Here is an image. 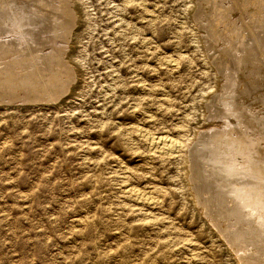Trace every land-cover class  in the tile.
<instances>
[{
    "label": "rangeland",
    "instance_id": "1",
    "mask_svg": "<svg viewBox=\"0 0 264 264\" xmlns=\"http://www.w3.org/2000/svg\"><path fill=\"white\" fill-rule=\"evenodd\" d=\"M0 21V69L66 79L0 103V264H241L213 223L248 227L217 215L184 162L229 157L236 135L264 162V0H0Z\"/></svg>",
    "mask_w": 264,
    "mask_h": 264
},
{
    "label": "bare ground",
    "instance_id": "2",
    "mask_svg": "<svg viewBox=\"0 0 264 264\" xmlns=\"http://www.w3.org/2000/svg\"><path fill=\"white\" fill-rule=\"evenodd\" d=\"M19 4H17L16 6H18ZM225 5H227V4H225ZM10 11L11 12H9L7 15L8 17L5 19L6 21L9 22V24H7L10 27L9 30L13 29L16 32L15 29H19L21 31L26 29L24 21L27 22L28 16L25 14V12L22 10H16V11L10 10ZM32 14L35 15L37 13H35V11H34V13L32 12ZM30 23L31 22H29L28 24H30ZM2 27H4V26H2ZM3 29L4 28H2V30ZM5 29H6V27H5ZM3 31H5V30H3ZM5 32H7V31H5ZM15 32H14V34H15ZM8 33H10V32L8 31ZM23 33H25V32H23ZM11 34H13V33H11ZM19 34H21V33H19ZM19 34H18V36H19ZM14 36H13V38H14ZM19 37L20 38H18V39H20V41H18V44L22 45L25 48H26V46H28L27 49L30 51H33V49L31 47H29V45H31V44L29 43V40L26 39V37H24V34H22V36H19ZM15 38H17V37H15ZM254 38H257V37L255 36ZM0 39H2V38H0ZM6 40H7V38H6ZM12 40H10V41H12ZM4 41H2V42H4ZM7 41H9V40H7ZM13 41H16V40H13ZM13 41H12V44L14 43ZM2 42L0 41V48L3 47L1 44ZM18 44H16V45H18ZM26 52H27V50H26ZM20 62H23V61L21 59H18V60L11 61V64L14 67H17L18 63H20ZM36 62H37V59H36ZM34 64H35V66H37L36 63H34ZM25 69H27L26 65L24 67L21 66V68H19V70H17V71H15L14 68H12V69H6V68L0 69V103H4L5 101H7V103H14V102L19 101V100L25 101L27 98H34L32 100H35L36 95L32 92L40 91V93H41L45 90L46 91L44 93L51 95V98H52L55 91L58 92V90L64 89L66 87V83H65L66 79L64 81L62 80L63 75L59 71L50 72V74L46 77L42 74L41 70H38V71L32 70L29 72H26V71L24 72ZM64 76L66 77V75H64ZM232 79H234V78H232ZM241 88H242V86H241ZM13 91H19V93H21L20 95H23L22 97H24V98L18 99L17 95H15L13 93ZM50 91H51V93H50ZM27 92H30V94H28ZM41 95H42V93H41ZM47 99H49V98H47ZM230 107H232V105ZM232 112H234V110ZM234 113H232L231 115H233ZM240 114H241V112L239 113V115ZM255 118H257V117L255 116ZM235 122H236V120H235ZM223 124H221V125L223 126ZM231 124L232 123H230V125ZM238 126H240V124ZM245 126H248V128L251 127L249 125H245ZM233 127H235V126L233 125ZM231 128H232V125H231ZM239 128L241 129V127H239ZM218 130H216L215 132L218 133ZM221 130L222 129H220L219 131H221ZM244 130L246 131V129H244ZM252 130H253V128H251V131ZM238 131H241V130H238ZM238 131L236 130L235 133ZM229 132H228V134H229ZM235 133L233 135H236ZM248 133L249 132L247 131V135H249ZM220 135H222V134H220ZM236 136L232 139L233 143H234V145L238 144L239 146H241V142L242 141L245 142L246 139L244 138L245 139L244 140L243 138H241L239 136L236 137ZM241 136H242V134H241ZM248 137H247V139H248ZM261 137H262V135H261ZM257 138H259V137H257ZM225 139H227V138H225ZM250 139H252V138H250ZM150 140L155 147L154 150L159 152L161 155L162 154L165 155V154H169V153L173 154V153L177 152V146L179 144H177L176 141L172 140L171 138H169L167 136L153 137V135H152V137H150ZM221 142H222V140H221ZM227 143H228V141H227ZM231 143H232V141H231ZM247 143H248V141H247ZM255 143H258V142L256 141ZM222 144H224V142ZM225 144H226V142H225ZM248 144L251 145L250 143H248ZM255 145H257V144H255ZM239 146H238V148L236 147L234 150H231V148L229 147L231 151L228 148V150L230 151L229 152L230 158L229 157H223L222 158L221 157L222 155L220 156V154H217V150L210 148V152H208L209 154H207V163L204 162L205 164H202L203 168H200L199 165L197 167H195L196 166L195 165L194 168H196V169H193L191 166L188 165L191 160H190V157L187 156V159H185L186 161L184 160L186 162V163L184 162V164H186L185 165L186 168L184 169V171L186 173V176L191 181L192 180L193 181H195V180L199 181L202 185H205V187H204L205 189L207 188V190L208 189H209V191L211 190L210 191L211 196H210L209 202H210V204L212 202H214V203L219 205L217 215H219L220 217L221 216H223V217L233 216V217H235L237 222L239 221V222L245 223L244 225H246V227H248V228L237 227L234 230H224V229L220 228L219 224L217 226V224L215 222L213 223V225L215 227H217L218 232L221 234V237L224 239L225 243L227 244V247L234 251V253L237 257L236 260L241 262V264H264V257L262 254H260V250L261 251L264 250V194H263L264 193V164H263L264 162H262L263 160L259 161V163H258V161H255V160H257L256 158H258V159L260 158V156L258 157L259 154L257 153L258 148H257V150H256V147L254 149L250 148L252 145L249 147L247 146L245 148L244 147L239 148ZM221 147H224V145ZM228 150H227V152H228ZM262 151H264V150H262ZM258 152H260V151H258ZM256 153L258 155H256ZM170 154H169V156H170ZM223 154L225 156V153H223ZM260 154H261V152H260ZM262 154H263V152H262ZM191 163L193 165V163H195V162L191 161L190 164ZM215 164H217V165H215ZM211 166L212 167L215 166L214 168H216V169L210 168ZM260 166H262V167H260ZM201 169H203L207 175L203 174L204 171H202ZM134 190H132V191H134ZM193 192H194V197H195L197 204L203 205L202 208L199 205V207H200L199 209H201L200 211H202L204 214H206L207 217L211 221L212 220L215 221L214 219L216 217L213 219L212 216H210L211 214H210V210H209L210 208L208 206L209 204L202 202L199 199V197L196 198L197 189H194ZM131 194H133V193H131ZM143 194L144 195L138 194L137 199L143 201V203H150L151 204L154 202L152 200V197H149L150 194L148 196H146L144 192H143ZM157 200H159V199H157ZM195 200H193V201L195 202ZM217 220H218V218H217ZM245 243H248V244L245 245ZM249 246H251V248Z\"/></svg>",
    "mask_w": 264,
    "mask_h": 264
}]
</instances>
